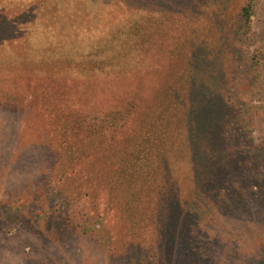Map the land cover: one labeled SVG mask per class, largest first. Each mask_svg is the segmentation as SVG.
Returning a JSON list of instances; mask_svg holds the SVG:
<instances>
[{"label": "trees", "instance_id": "trees-1", "mask_svg": "<svg viewBox=\"0 0 264 264\" xmlns=\"http://www.w3.org/2000/svg\"><path fill=\"white\" fill-rule=\"evenodd\" d=\"M230 1L0 0V107L44 119L49 155L39 184L0 197L3 232L54 243L56 227L128 264H224L194 242L203 197L264 157V54L240 57L256 0L236 1L243 30Z\"/></svg>", "mask_w": 264, "mask_h": 264}, {"label": "rangeland", "instance_id": "rangeland-1", "mask_svg": "<svg viewBox=\"0 0 264 264\" xmlns=\"http://www.w3.org/2000/svg\"><path fill=\"white\" fill-rule=\"evenodd\" d=\"M236 1L233 0V4L229 2L225 16L234 14L235 22H239L241 27L244 22L239 18L240 6ZM217 10L209 6L208 12ZM250 26V34L244 35L246 47L240 54L241 59L245 54L258 57L264 54V0H256ZM20 53L18 49L11 55L10 65H6L8 75L9 68L20 62L17 60ZM2 60L3 56L0 57V66L4 64ZM18 72L21 76L25 73V77H44L43 68L28 69L24 66ZM43 123L44 119L36 118L33 113L0 107V197L28 183L39 184L46 175L49 155L39 134ZM252 136L255 143H264V126L257 127ZM231 173L233 175V171ZM216 189L211 199L203 197L213 203V215L208 216L207 224L200 222L207 227L205 231L201 230L204 234L194 233L199 236L195 244L203 248L212 247L215 253L212 259L219 263L222 260L224 264H264V157H258L253 150L243 174L221 180ZM195 212L197 218L202 212L201 207ZM50 228L54 243H48L43 235L30 232L23 224L18 225L13 233H5L0 228V264H128L126 257L114 258L87 238L71 242L60 240L56 227ZM255 232L260 233L262 242L256 238ZM192 238L195 239L194 236ZM242 251L254 254L256 258H247Z\"/></svg>", "mask_w": 264, "mask_h": 264}]
</instances>
